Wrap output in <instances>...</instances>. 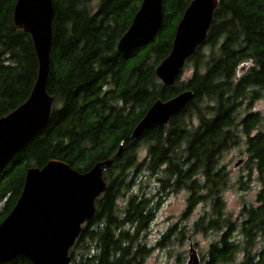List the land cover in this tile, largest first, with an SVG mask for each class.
Segmentation results:
<instances>
[{
	"label": "trees",
	"instance_id": "16d2710c",
	"mask_svg": "<svg viewBox=\"0 0 264 264\" xmlns=\"http://www.w3.org/2000/svg\"><path fill=\"white\" fill-rule=\"evenodd\" d=\"M92 1L53 0L47 85L52 112L47 124L0 166V222L19 198L29 167L59 160L84 172L113 158L103 174L107 189L69 251L70 264L143 263L150 250L139 235L160 200L145 193L142 177L147 176L156 179L157 196L188 193L183 218L203 207L188 231L218 234L202 256L205 264L236 259L264 264V244L255 247L259 238L264 242V115L254 110L264 99V0H219L206 40L183 68L192 70L191 77L185 82L178 77L173 86L163 85L154 69L168 55L190 0H163L154 40L129 53L117 52L116 44L141 0H99L95 11ZM15 2L0 0V118L28 98L38 70L30 36L13 23ZM186 89L193 92L190 104L167 125L129 138L153 102ZM120 143L121 154L115 156ZM140 147L146 156L138 163ZM234 148L243 162L232 181L222 159ZM135 170L143 174L138 189L129 176ZM254 183L259 186L254 200L243 201L238 214L226 211L225 190L248 192ZM185 230L171 227L156 246L184 240ZM3 264L31 263L18 256Z\"/></svg>",
	"mask_w": 264,
	"mask_h": 264
},
{
	"label": "water",
	"instance_id": "95a60500",
	"mask_svg": "<svg viewBox=\"0 0 264 264\" xmlns=\"http://www.w3.org/2000/svg\"><path fill=\"white\" fill-rule=\"evenodd\" d=\"M219 0H190L175 27L168 55L154 69L155 77L173 86L186 61L207 38ZM163 0H141L131 23L116 44L119 53L148 45L163 21ZM53 0H16L13 23L27 33L37 57V77L28 98L0 118V166L48 122L53 97L47 91L52 47ZM193 98L183 90L167 100L158 99L147 109L131 131L134 140L154 126H165L185 109ZM120 143L115 156L121 154ZM113 158L94 162L80 172L59 160L42 167H29L19 198L0 222V264L24 256L31 264H70L69 251L83 225L95 214V201L106 191L103 174ZM242 163L239 159L235 166ZM187 264H199L189 244Z\"/></svg>",
	"mask_w": 264,
	"mask_h": 264
},
{
	"label": "rangeland",
	"instance_id": "374dc122",
	"mask_svg": "<svg viewBox=\"0 0 264 264\" xmlns=\"http://www.w3.org/2000/svg\"><path fill=\"white\" fill-rule=\"evenodd\" d=\"M188 0H185V4ZM91 7L96 10V6H99V0H93ZM110 39L114 37V28L110 25ZM192 74L191 69H185L179 76L180 82L187 81ZM240 74V71L238 72ZM254 110L260 111L264 115V99H260L254 104ZM238 149H232L229 151L222 159V163L230 170V176L232 181L236 180L239 173H242V164L235 166V163L243 158L240 156ZM138 163H141L146 156V148L140 147L136 152ZM143 175L141 170L138 172L135 170L134 174L129 173V176L133 178L134 186L138 189L137 184L139 183V177ZM147 176V175H146ZM145 182L143 183L144 191L148 195L154 196L153 201L157 202L159 200L158 208L155 209L153 221L147 225V229L143 231L139 238L145 243L147 248L150 250L148 255L143 260L142 264H187L189 255V243L192 244L194 250L196 251L200 264H205L202 256L208 249V246L215 243L217 240V233H195L193 231H188L192 222H194L197 217L203 211L201 205L193 208L186 216L183 218V213L187 209V197L188 193L185 191L179 192H169L167 195L157 196V181L154 177L147 176L143 178ZM142 184V185H143ZM254 188L248 192L238 191L235 187L229 188L224 192V199L226 202V211L232 214H238L240 206L243 201L250 202L255 198V193L259 189V186L254 183ZM135 190V188H133ZM123 202L122 199L118 200V204L121 206ZM2 204V203H1ZM176 226V229L186 228L184 240H171V243L166 247L164 245L161 248L156 246V243L161 239L167 230L171 227ZM237 234V233H236ZM238 235V234H237ZM236 235V237H237ZM235 237V238H236ZM234 238V239H235ZM264 242L262 238H259L256 243V249L261 248ZM239 259L233 262L220 263V264H239Z\"/></svg>",
	"mask_w": 264,
	"mask_h": 264
},
{
	"label": "flooded vegetation",
	"instance_id": "af4514ba",
	"mask_svg": "<svg viewBox=\"0 0 264 264\" xmlns=\"http://www.w3.org/2000/svg\"><path fill=\"white\" fill-rule=\"evenodd\" d=\"M153 219H154V217H153ZM152 221H153V220H152ZM152 221H151V222H152ZM151 222H150V223H151ZM150 223H149V224H150ZM164 235H165V234H164ZM161 237H163V235H162ZM159 240H161V239L159 238ZM199 264H200V259H199Z\"/></svg>",
	"mask_w": 264,
	"mask_h": 264
}]
</instances>
